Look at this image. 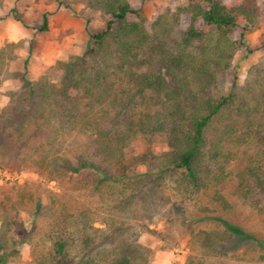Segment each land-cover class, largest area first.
Returning a JSON list of instances; mask_svg holds the SVG:
<instances>
[{
	"label": "trees",
	"instance_id": "1",
	"mask_svg": "<svg viewBox=\"0 0 264 264\" xmlns=\"http://www.w3.org/2000/svg\"><path fill=\"white\" fill-rule=\"evenodd\" d=\"M87 3L107 17L105 27L90 34L83 54L57 61L64 71L59 85L47 76L35 82L23 76L24 95L0 109V139H6V151L13 153L8 150L12 143L22 144L42 159H62L67 164L56 141L67 128L85 132L92 136L96 153L114 168L110 174L104 172L102 180L131 185L130 199L142 202L151 216L149 203L157 186L153 183L144 190L149 174L137 171L141 164L155 162L162 171H174L172 187L184 200L198 203L208 197L229 209L231 203L217 185L230 175L229 165L244 145L248 152L244 168L237 173V191L250 197L264 182L262 69L259 78L243 86H237L235 76L225 94L217 95L214 87L242 43L244 31L264 14L258 0H186L174 10L161 11L150 28L141 9L129 0ZM47 24L43 14L39 29ZM235 26L241 27L239 39L230 36ZM4 57L1 49L0 63ZM157 134L164 137L166 150L149 146L127 155L134 136ZM69 168L95 166L80 160ZM127 202L117 206L131 216ZM58 205L50 229L55 241L36 257V264H148L141 237L117 225L124 224L123 219L104 216L108 230L101 231L92 223L96 218L91 208L71 213L62 202ZM225 227L193 231V249L217 255L226 235L244 232L239 226ZM18 249L14 238L0 237V264Z\"/></svg>",
	"mask_w": 264,
	"mask_h": 264
},
{
	"label": "rangeland",
	"instance_id": "2",
	"mask_svg": "<svg viewBox=\"0 0 264 264\" xmlns=\"http://www.w3.org/2000/svg\"><path fill=\"white\" fill-rule=\"evenodd\" d=\"M129 1L141 9L149 28L161 11L174 10L186 2ZM258 2L264 11V0ZM43 14L48 24L40 30ZM106 21L107 17L90 7L87 0H0V50L5 56L0 63V109L24 95V75L33 82L47 76L59 85L64 71L57 61L83 54L91 41L90 34L102 30ZM240 31L241 27L235 26L231 38L239 39ZM259 69L264 76V14L244 31L229 67L219 72L215 93H227L235 76L237 86L256 80ZM8 130L13 136V130ZM15 145L8 147L10 153L5 149L6 139H0V237L14 238L19 247L5 264H36V257L51 248L56 236H50V229L61 202L71 213L91 208L96 218L92 223L101 231L108 230V223L102 221L104 216L114 214L123 219L125 223L117 225L141 237V244L147 246L148 264H190L191 259L192 264H264V182L250 197L237 191V173L244 168L248 152L244 145L229 165L230 175L217 185L230 201L229 209H222L208 197L198 203L184 200L172 187L174 171H162L155 162L141 164L137 171L149 174L144 190L153 183L157 186L149 203L151 216L144 212L142 202L130 199L131 185L102 180L104 172L110 174L114 168L96 153L89 134L67 128L58 138L55 147L69 160L67 164L62 159H42L31 154L30 148ZM149 146L167 149L160 134L149 138L137 135L128 144L127 155L142 153ZM80 160L90 161L95 168H69ZM125 202H130L127 211L131 216L123 215L117 206ZM113 205L117 207L113 209ZM134 207L137 211L133 213ZM226 224L239 226L244 232L226 235L220 243V254L193 249V231L224 230Z\"/></svg>",
	"mask_w": 264,
	"mask_h": 264
}]
</instances>
